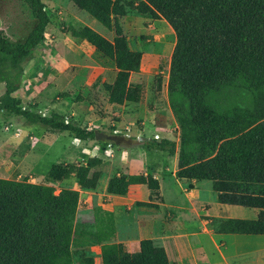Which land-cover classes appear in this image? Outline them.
<instances>
[{"label": "trees", "instance_id": "obj_1", "mask_svg": "<svg viewBox=\"0 0 264 264\" xmlns=\"http://www.w3.org/2000/svg\"><path fill=\"white\" fill-rule=\"evenodd\" d=\"M72 3L114 33L108 40L90 27L69 32L113 62L114 80L103 83L108 103H139L141 85L130 78L140 71L142 53L130 49L117 22L126 15L125 5L120 0ZM128 6L165 21L175 35L167 98L179 130L176 179L209 181L219 204L257 212L254 219L208 218L213 234L264 236V0H137ZM10 12L16 18L29 17L31 26L21 41L6 31ZM0 23V113L67 132L79 141L93 140L95 129L82 128L56 112L43 116L23 109L12 96L50 23L42 0H0ZM141 147L169 154L176 150L175 142L167 139H143ZM94 165L95 160L68 168L55 165L48 179L73 177L78 188L94 190L101 177ZM136 185L149 191L148 201L136 205L158 208L160 185L151 174H115L106 193L125 196ZM78 204L77 190L62 189L56 195L48 185L0 178V264H72ZM96 235L102 264H170L155 240H141L135 253L112 242L115 227L109 212L98 218Z\"/></svg>", "mask_w": 264, "mask_h": 264}, {"label": "rangeland", "instance_id": "obj_2", "mask_svg": "<svg viewBox=\"0 0 264 264\" xmlns=\"http://www.w3.org/2000/svg\"><path fill=\"white\" fill-rule=\"evenodd\" d=\"M42 2L50 23L42 44L24 64L19 89L12 95L19 106L43 116L56 112L90 130L148 141L167 139L176 144L174 153L169 154L141 145L117 147L94 139L79 141L67 132L55 133L41 124L30 125L22 117L0 113L1 179L48 185L56 195L62 189L79 192L71 263L102 264L96 232L98 218L109 212L115 227L111 241L123 244L129 252L136 250L140 240L154 239L166 249L171 264H264V238L215 236L207 220L254 219L255 210L219 204L209 181L175 177L179 130L167 98L175 45L170 26L128 6L137 0H120L126 15L117 22L130 49L142 53L140 71L130 78L132 84L141 85L142 93L139 103L111 105L103 83L114 80L113 62L69 32L90 27L112 40L113 31L77 9L72 0ZM7 22L8 35L17 41L23 40L31 26L28 16L16 18L12 12ZM3 92L0 85V96ZM89 160H95L93 169L101 174L94 190L78 188L73 177L57 182L48 179L52 166L68 168ZM115 174L153 175L161 184L159 207L136 205L148 199V191L141 185L125 196L108 195L106 182ZM89 258L91 263L86 261Z\"/></svg>", "mask_w": 264, "mask_h": 264}, {"label": "water", "instance_id": "obj_3", "mask_svg": "<svg viewBox=\"0 0 264 264\" xmlns=\"http://www.w3.org/2000/svg\"><path fill=\"white\" fill-rule=\"evenodd\" d=\"M94 140L98 143H105L117 147H134L143 143L141 138L133 139L122 134H108L100 130H94Z\"/></svg>", "mask_w": 264, "mask_h": 264}, {"label": "crops", "instance_id": "obj_4", "mask_svg": "<svg viewBox=\"0 0 264 264\" xmlns=\"http://www.w3.org/2000/svg\"><path fill=\"white\" fill-rule=\"evenodd\" d=\"M0 28H1V23H0ZM0 85H2L3 86V88H4V85L3 84H0ZM130 175H136V174H130ZM1 178V177H0ZM157 179V178H156ZM9 180V179H8ZM158 180V179H157ZM178 180V179H177ZM17 181H20V180H17ZM159 181V180H158ZM108 182V181H107ZM107 182H106V185H107ZM159 185H160V187H161V184H160V181H159ZM136 186H139V185H136ZM141 186H144V185H141ZM133 187H135V186H131L130 187V189H132ZM129 189V190H130ZM147 189V188H146ZM160 190V189H159ZM147 191H148V189H147ZM129 192V191H128ZM111 196H114V195H111ZM118 197H120V196H118ZM148 197H149V191H148ZM147 201H148V199H147ZM147 201H142V202H147ZM138 202H140V201H138ZM137 203V202H136ZM159 205H160V203H159ZM147 208V207H146ZM242 208V207H241ZM231 218V217H230ZM254 218H256V216L254 217ZM212 233V232H211ZM213 234V233H212ZM213 235H215V236H220V237H236V236H244V235H217V234H213ZM246 237H256V238H264V236H244V238H246ZM143 240V239H142ZM152 240H154V239H152ZM141 241V240H140ZM139 241V242H140ZM165 249V248H164ZM139 250V243L137 244V246H136V250L135 251H132L131 253H135V252H137ZM165 251H166V249H165ZM129 252V251H128ZM166 253H167V251H166ZM167 256H168V253H167ZM168 259H169V257H168ZM169 262H170V260H169ZM170 264H171V262H170Z\"/></svg>", "mask_w": 264, "mask_h": 264}]
</instances>
